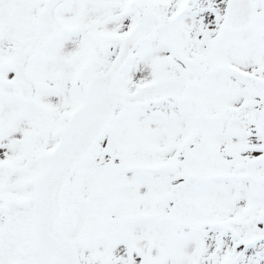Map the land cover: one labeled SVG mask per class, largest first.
<instances>
[{
    "label": "snow or ice",
    "instance_id": "6c2138e0",
    "mask_svg": "<svg viewBox=\"0 0 264 264\" xmlns=\"http://www.w3.org/2000/svg\"><path fill=\"white\" fill-rule=\"evenodd\" d=\"M0 264H264V0H0Z\"/></svg>",
    "mask_w": 264,
    "mask_h": 264
}]
</instances>
